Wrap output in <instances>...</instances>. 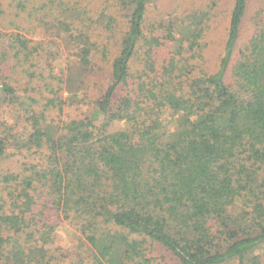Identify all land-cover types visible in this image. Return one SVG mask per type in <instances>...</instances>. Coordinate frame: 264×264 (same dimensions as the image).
<instances>
[{"label": "trees", "instance_id": "1", "mask_svg": "<svg viewBox=\"0 0 264 264\" xmlns=\"http://www.w3.org/2000/svg\"><path fill=\"white\" fill-rule=\"evenodd\" d=\"M155 1L0 0V264H264V0L213 70L216 3Z\"/></svg>", "mask_w": 264, "mask_h": 264}, {"label": "rangeland", "instance_id": "2", "mask_svg": "<svg viewBox=\"0 0 264 264\" xmlns=\"http://www.w3.org/2000/svg\"><path fill=\"white\" fill-rule=\"evenodd\" d=\"M211 1L216 3V7L213 9L215 16H213L212 20L209 22V28L205 32L202 40L203 55L205 58L204 67L209 70H213L215 68L218 58L222 52L228 14L233 0H157L148 7V16L153 19L158 18L160 14L167 13L173 8L180 9L182 7L195 6L200 4V2L207 5L208 3L211 4ZM257 1L258 0H250L251 9L256 7ZM249 25L250 23H246L244 32L247 31ZM44 37L50 38L51 36ZM62 53H66L65 50H63ZM107 79V69L100 72L89 73L85 76L87 84H93L96 82L100 88H103L106 85ZM90 92L91 94L93 93L92 87ZM84 109L85 107L83 110ZM69 112L70 110L68 112H63L62 117L66 118L76 114L75 111ZM56 242L57 245L63 248H72L84 243L80 239L79 232L65 221H62L57 227ZM152 255L155 257L156 263L161 262L162 264H177L175 258L159 245H155V251Z\"/></svg>", "mask_w": 264, "mask_h": 264}]
</instances>
